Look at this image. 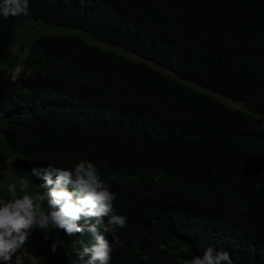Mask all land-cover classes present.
<instances>
[{
	"label": "trees",
	"instance_id": "1",
	"mask_svg": "<svg viewBox=\"0 0 264 264\" xmlns=\"http://www.w3.org/2000/svg\"><path fill=\"white\" fill-rule=\"evenodd\" d=\"M28 19L81 31L29 43L39 77L22 100L37 108L12 113L2 67L19 60ZM82 160L127 217L111 264H184L209 246L264 264V0H29V15L0 16V201L9 184L24 194L20 179L43 191L33 162ZM27 240L44 264L87 260L77 234L34 228Z\"/></svg>",
	"mask_w": 264,
	"mask_h": 264
},
{
	"label": "clouds",
	"instance_id": "2",
	"mask_svg": "<svg viewBox=\"0 0 264 264\" xmlns=\"http://www.w3.org/2000/svg\"><path fill=\"white\" fill-rule=\"evenodd\" d=\"M21 15H29V0H0V16L7 19ZM16 45L19 46L17 35L13 52L20 55L19 60L13 66L2 67L7 68L10 74L11 85L3 96L7 95L9 101L5 105L7 110L9 103H15L10 110L12 113L24 108L26 111L36 110L34 103L26 102L27 99L23 101L22 98L23 95L24 98L27 97L25 94L33 90L30 83L39 77L28 70L24 62L29 45L26 48L20 45L19 50L15 49ZM18 100L22 102L16 105ZM33 164L35 168L31 171L32 175L39 176L40 188L43 191L35 197L27 194L29 181L20 179L19 189L24 194L18 196L17 185L9 184L7 192L10 198L6 202L0 201V264H9L23 245V251L17 259L19 263L27 248L32 251L27 239L34 228L49 231L55 228L63 230L68 236L77 234L82 240L79 257L81 260L87 257L85 264H111L114 248L124 246V241L116 235V229L126 228L127 217L116 213V195L100 178L95 165L88 160L75 163L71 169L53 167L50 164L41 168L39 163ZM4 170L6 175L14 174L11 160ZM256 187L259 188L260 185L257 184ZM45 201L47 210L42 208ZM103 229L105 234H112L114 242H110L105 234L100 233ZM51 250L56 252L55 243L52 244ZM184 264H233V261L228 251H217L213 246H209L202 256H194L191 260H185Z\"/></svg>",
	"mask_w": 264,
	"mask_h": 264
},
{
	"label": "rangeland",
	"instance_id": "3",
	"mask_svg": "<svg viewBox=\"0 0 264 264\" xmlns=\"http://www.w3.org/2000/svg\"><path fill=\"white\" fill-rule=\"evenodd\" d=\"M29 23V25H28ZM23 25H26L25 27L21 28ZM23 25L18 29L17 33V40L19 46H24L25 48L29 45V43L33 40H35L38 36L43 34H50V35H58V34H75L76 31H81L79 29H75L69 26H57L52 25L49 23H46L44 21L39 20H33L28 19L25 22H23ZM18 45L15 46V49L17 50L19 48ZM19 50V49H18ZM131 57L132 55L129 54ZM230 103V101H229ZM231 105L234 106H242L241 104L231 102ZM31 252V253H30ZM30 248H27L22 256L20 257V263L21 264H44V261L42 260L41 254H35L32 253Z\"/></svg>",
	"mask_w": 264,
	"mask_h": 264
}]
</instances>
